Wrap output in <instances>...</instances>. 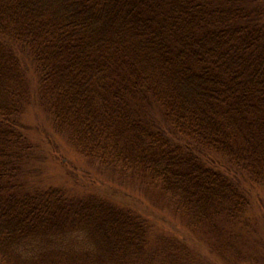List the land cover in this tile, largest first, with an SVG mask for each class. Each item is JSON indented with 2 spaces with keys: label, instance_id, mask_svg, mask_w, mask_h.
Here are the masks:
<instances>
[{
  "label": "trees",
  "instance_id": "obj_1",
  "mask_svg": "<svg viewBox=\"0 0 264 264\" xmlns=\"http://www.w3.org/2000/svg\"><path fill=\"white\" fill-rule=\"evenodd\" d=\"M18 50L80 156L131 169L146 194L167 197L232 249L226 227L249 202L202 154L264 186V0H0V264H150L145 225L130 210L95 193L26 190ZM68 234L91 251L21 252Z\"/></svg>",
  "mask_w": 264,
  "mask_h": 264
},
{
  "label": "rangeland",
  "instance_id": "obj_2",
  "mask_svg": "<svg viewBox=\"0 0 264 264\" xmlns=\"http://www.w3.org/2000/svg\"><path fill=\"white\" fill-rule=\"evenodd\" d=\"M21 51L17 53L28 95L24 112L18 120L26 143L20 177L27 191L55 188L75 197L95 193L120 208L130 210L145 225L144 249L153 253L150 264L264 263V186L248 182L242 173L227 165L218 155H199L207 163L212 162L210 166L228 175L243 190L249 202L245 215L226 227L225 235L226 238L230 236L232 249L225 251L217 246L213 237L204 234L206 229L201 223H195L189 213L180 211V207L167 197L152 198L146 194L143 183L131 174V169L123 170L118 163L114 168L100 167L98 163H91L80 156L66 135L55 128L47 107L40 101L32 58ZM147 115L151 123L169 134L167 124L157 111L150 110ZM50 243L54 248L47 249L50 245L32 240L21 252L25 258L38 259L41 252L91 251L90 243L82 238V234H68L63 236V241L56 239ZM220 252H233L234 256L229 253L224 256Z\"/></svg>",
  "mask_w": 264,
  "mask_h": 264
}]
</instances>
